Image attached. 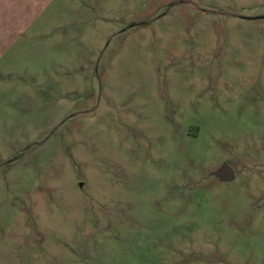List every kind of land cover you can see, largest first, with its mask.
<instances>
[{
    "label": "rangeland",
    "instance_id": "obj_1",
    "mask_svg": "<svg viewBox=\"0 0 264 264\" xmlns=\"http://www.w3.org/2000/svg\"><path fill=\"white\" fill-rule=\"evenodd\" d=\"M2 66L0 264H264V0H52Z\"/></svg>",
    "mask_w": 264,
    "mask_h": 264
},
{
    "label": "crops",
    "instance_id": "obj_2",
    "mask_svg": "<svg viewBox=\"0 0 264 264\" xmlns=\"http://www.w3.org/2000/svg\"><path fill=\"white\" fill-rule=\"evenodd\" d=\"M52 0H0V70L8 53L26 36Z\"/></svg>",
    "mask_w": 264,
    "mask_h": 264
},
{
    "label": "water",
    "instance_id": "obj_3",
    "mask_svg": "<svg viewBox=\"0 0 264 264\" xmlns=\"http://www.w3.org/2000/svg\"><path fill=\"white\" fill-rule=\"evenodd\" d=\"M213 176L220 181L228 182L234 179V172L227 163H222L219 169L213 172Z\"/></svg>",
    "mask_w": 264,
    "mask_h": 264
}]
</instances>
